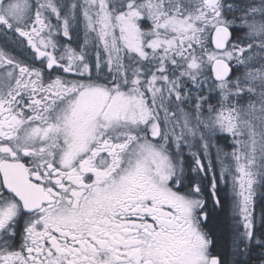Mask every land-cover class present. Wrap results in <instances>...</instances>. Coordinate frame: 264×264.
Listing matches in <instances>:
<instances>
[{"label":"snow or ice","instance_id":"obj_1","mask_svg":"<svg viewBox=\"0 0 264 264\" xmlns=\"http://www.w3.org/2000/svg\"><path fill=\"white\" fill-rule=\"evenodd\" d=\"M0 264H264V0H0Z\"/></svg>","mask_w":264,"mask_h":264}]
</instances>
